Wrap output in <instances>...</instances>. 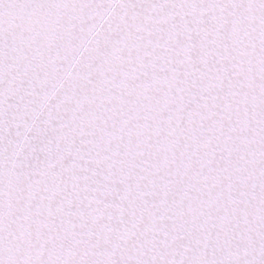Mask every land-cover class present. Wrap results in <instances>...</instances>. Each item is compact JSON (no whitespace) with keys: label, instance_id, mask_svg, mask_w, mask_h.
I'll use <instances>...</instances> for the list:
<instances>
[{"label":"snow or ice","instance_id":"obj_1","mask_svg":"<svg viewBox=\"0 0 264 264\" xmlns=\"http://www.w3.org/2000/svg\"><path fill=\"white\" fill-rule=\"evenodd\" d=\"M0 264H264V0H0Z\"/></svg>","mask_w":264,"mask_h":264}]
</instances>
